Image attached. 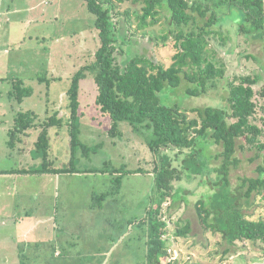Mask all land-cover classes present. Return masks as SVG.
<instances>
[{
  "label": "rangeland",
  "instance_id": "1",
  "mask_svg": "<svg viewBox=\"0 0 264 264\" xmlns=\"http://www.w3.org/2000/svg\"><path fill=\"white\" fill-rule=\"evenodd\" d=\"M11 2L6 0L4 4ZM16 3L22 8L21 19L34 21L27 33L22 23L21 31L17 34L20 40H15L16 44L12 43L18 44L15 52L20 54V77L24 80L23 73L26 69L29 71V74H25L26 77L31 74L36 75V79L27 80L26 83L35 91L21 103L12 94L13 88L7 93L8 83H0V88L4 90L0 102L5 108L2 124L4 132L0 127V171L10 172L23 167L37 168L41 164L40 153L32 142L38 137V129L32 131V136L28 137L25 144H21L27 145V152L35 149L31 155L18 149L21 136L19 132L14 136L15 148L9 145L11 130L17 124L19 111L35 109L42 120L47 113L52 114L62 107L64 112L59 110L60 114L68 118L67 91L71 85L70 77L80 67L95 60V53L100 46L95 16L89 11L85 0H16ZM34 4H38V7L32 10ZM111 14L114 15L111 27L118 45L116 55L120 64L125 65L138 54L165 66L172 64L178 49L174 36L170 33L172 26L167 9L161 10L157 24L144 28L139 18L143 14L142 4L130 1L117 4ZM214 28L223 32L225 38L218 35L211 39L206 55L217 66L225 68L226 76L216 86H209L205 93L198 96L185 92L190 82L184 78L180 87L170 91L167 99L169 103L178 102L187 110L210 105L226 106L229 82L234 76L257 74L263 79L257 89L264 88V35L254 38L241 33L237 23L230 21L221 28L218 25ZM15 35L14 32L12 37ZM0 38L3 39L4 34L0 33ZM42 75L54 79L50 80L52 102L48 105L40 94L47 84L37 79V76ZM97 93L98 85L90 74L82 81L80 93V138L90 146L89 151L80 147L76 152L77 167L82 172L49 174L46 177L41 174L29 175L30 182L24 176H20V182L13 180V174H0L1 211L4 212L8 208L7 204L12 203L14 195H9L8 192L12 191V185L15 184L22 186L20 215L23 217L29 212L33 216L30 223L22 226L23 236L25 233L30 236V242L34 246L21 245L22 264H104L105 261L106 264H150L145 246L147 222L150 218L149 211L157 206L154 199L158 196L154 168L155 161L160 162L161 155H154L144 138L128 122H120V132L112 134V119L97 105ZM258 95L262 109L259 108V118L256 121L260 123L261 116L264 117V96ZM50 139V157L55 166H68L72 155L68 128H52ZM221 150V145H210L203 155L204 159L210 157L208 160L212 166L219 164L221 161L214 158V155ZM166 152L175 159L174 164L180 166L189 150L180 155L179 149L169 148ZM256 155V149H237L236 156L240 163L231 171L233 188L239 186L242 177L258 176L257 167L264 161V157H255ZM26 156L30 157L27 161L24 159ZM122 166L129 169L142 168L145 171H124L119 190L114 188L113 180L120 174L89 172L101 167L113 169ZM216 175L213 173V176ZM27 186L36 189L33 198L27 193ZM174 187L179 193L164 203L161 213L168 221L165 237L170 246L171 259L176 260L177 264H222L226 260L230 264H248L249 260L250 264H264L263 243L249 241L231 245L221 234L208 231L201 224L196 202L214 191L211 185L194 176L176 180ZM14 190L17 191V188H13ZM101 194H106L105 199H96L95 196ZM253 201V206L247 211L257 214L262 211L261 208L264 209V198L257 202L255 196ZM187 221L191 223V232L187 236L178 235V228ZM12 227L8 224L2 226L1 230L11 232ZM227 248L230 251L227 252ZM12 249L14 248L0 251V254L6 255L5 264L11 259L16 261L17 254ZM238 249L248 252L246 258L243 257V261L230 260L232 252ZM12 254L14 257L7 256ZM172 262L164 261L165 264Z\"/></svg>",
  "mask_w": 264,
  "mask_h": 264
},
{
  "label": "trees",
  "instance_id": "2",
  "mask_svg": "<svg viewBox=\"0 0 264 264\" xmlns=\"http://www.w3.org/2000/svg\"><path fill=\"white\" fill-rule=\"evenodd\" d=\"M85 1L95 16L100 41L95 60L80 67L70 77L71 85L67 91L68 118L61 116L59 110L47 113L42 120L36 111L19 112L17 124L11 130L10 147L16 146V132L23 136L29 129L35 128L39 130L35 147L41 156V164L37 168L19 171L39 174L82 172L77 167L76 152L80 147L89 151L90 146L80 138V93L82 81L92 74L98 85L96 103L112 119L111 133L120 132V122H128L144 138L153 154L161 155L160 162L156 160L154 168L158 195L154 199L157 206L149 211L147 222L150 264H162L170 257V246L165 237L168 221L161 213L164 203L179 193L174 182L184 177L190 179L198 176L214 189L196 202L200 222L206 230L221 234L231 245L249 241L264 244V209L258 212V208L257 214L247 211L254 204L253 197H257V202L264 198V161L257 167V177H242L236 188L231 183V171L240 163L236 156L238 148L256 149L255 157H264V117L261 116L260 123L256 121L259 108L262 109L258 94L264 96V88H257L263 79L257 74L231 78L226 106L210 105L187 110L180 103L171 104L167 100L170 91L180 87L184 78L190 82L185 92L198 96L205 93L209 86H216L226 76L225 68L217 66L206 55L211 39L218 35L225 38L223 32L214 26L221 28L229 21L235 22L239 32L254 38L263 37L264 0ZM128 1L142 4L143 14L139 18L143 28L157 24L162 9L169 12L168 19L172 26L170 33L178 49L170 66L140 54L133 56L125 65L118 62V45L111 27L114 15L111 13L117 4ZM38 80L41 83L45 81L47 90H50V80L54 79L42 75ZM34 91L24 80H14L12 94L19 102L33 95ZM54 127H67L69 130L72 155L68 166L56 167L50 157V132ZM21 136L19 141H22ZM213 144L222 146V150L214 155V158L221 161L215 166L210 164V157L205 160L203 156ZM169 148L179 149V155L189 150L180 166H176L175 159L166 152ZM124 171L135 173L145 170L122 166L113 169L101 167L89 172L120 174L113 180L114 188L119 190ZM213 173L217 175L213 176ZM95 197L105 199L106 194ZM191 230V223L187 221L177 232L178 235L187 236ZM228 251L230 249L227 248Z\"/></svg>",
  "mask_w": 264,
  "mask_h": 264
},
{
  "label": "crops",
  "instance_id": "3",
  "mask_svg": "<svg viewBox=\"0 0 264 264\" xmlns=\"http://www.w3.org/2000/svg\"><path fill=\"white\" fill-rule=\"evenodd\" d=\"M6 0H0V33L4 34V38L0 40H2L1 42H3V44H0V83L1 85H4L5 83H8L9 84V88H8V92L7 93H10V91L12 90L13 88V85H14V80L16 79H21L20 77V74H21V69H20V65H21V60L19 59V56L20 54H16L15 52V49L18 48V44L17 45H13V44H16L15 43V40H20V37H18L17 34L20 33L21 31V24L23 23L25 26V30H26V33H27V30H28V27L31 26V24L34 23L33 20H30V19H27V20H22L21 19V11H22V8L20 7V5H18L16 3V0H11L12 2L5 5ZM10 1V0H9ZM38 7V4H34L32 6V10H35L37 9ZM15 32V35L14 37H12V34ZM0 42V43H1ZM13 43V44H12ZM14 54V55H12ZM15 63H16V67L17 69L15 70ZM36 67V66H35ZM35 69V68H34ZM24 74V80H25V83L27 82V80H35L36 79V75H26L25 74H29V71L25 69V72L23 73ZM39 77L37 76V79ZM41 82V81H40ZM41 84V83H40ZM26 85H28L26 83ZM30 86V85H29ZM1 87V86H0ZM3 94H4V90L2 88H0V96L3 98ZM40 94L44 97V100H45V104L48 105L49 102L51 103V92L49 90H47V84L45 86V90L43 88V90L40 92ZM31 97V96H30ZM21 103V102H20ZM30 110H33V111H36L35 109H30ZM57 110H60L62 113L64 111H62V107L57 109ZM26 111V110H25ZM21 112V111H19ZM4 113H5V108H4V104L0 102V127L2 128V132H4V128H3V117H4ZM61 115V114H60ZM63 116V115H61ZM35 128H31L28 130L27 134L24 135V137L22 136V141H19L20 143V146H19V150L23 153H30L28 155H31L36 147H35V142L36 140L33 139L32 142L34 143V148L33 145H32V149L29 150L27 152V145H21L22 143L25 144L26 143V140L28 139V137L32 136L31 133H33L32 131H34ZM35 140V142H34ZM14 150V149H13ZM26 161L28 159H30V157L26 156L24 158ZM32 160H34V158L32 157ZM22 169H30V168H25L23 167ZM19 170L21 169H16L14 170V172L12 171L11 173H8L7 171H0V174H13V180H20L21 177L20 176H24L26 177V179H28V181L30 182L29 179L30 176L29 175H37L39 173H24V172H20ZM51 173H43L41 175H43V177H46L47 175H49ZM55 175H58V174H55ZM29 176V177H28ZM32 177V176H31ZM18 178V179H17ZM45 179V178H44ZM21 182V180H20ZM25 183V179L23 181ZM12 191L8 192L9 195H14V197L12 198V203H8V208L2 212L1 211V203H0V251H3L5 249H10V248H14L12 249L14 251V254H17V258H16V261L14 259H11L8 261V264H16V262H18L17 264H22L21 263V249H22V246L21 245H28L29 247H34L30 240L31 238H29L30 236H27V234L25 233V235L23 236V233H22V226L27 224L28 222L30 223L32 221V218L33 216H31L29 214V212H26V215L25 216H21L20 215V192H21V188L22 186L20 185H12ZM13 188H17V191L14 190L13 191ZM27 189H28V192L31 196L30 198H33L34 197V194L37 192L36 189L34 190V188H28L27 186ZM11 193V194H10ZM102 207V206H101ZM8 224H11L13 227V229H11V232H3L1 229H2V226H6ZM17 226L21 227L20 229L17 228ZM148 234L146 235V248H147V253H146V257L148 259ZM258 243V242H256ZM15 249H17L15 251ZM50 249V248H49ZM57 251H59V249L55 248ZM226 251H224L225 253ZM233 254L231 255L230 260H239L241 259L242 261L244 260V258H246V254L248 253L247 251H242V250H237V251H233L232 252ZM256 253H258V251H256ZM7 256H13L14 255H7ZM256 257H258V255L255 254ZM5 257L6 255L4 254H0V264H5L4 260H5ZM172 256H170L166 262L170 263L172 262L173 264H177L176 263V260H173L171 259ZM149 261V260H148ZM250 261L249 260L248 264H250ZM7 262V261H6ZM107 262L105 261L104 264H106ZM171 263V264H172ZM162 264H165V263H162ZM222 264H230L228 260L224 261V263Z\"/></svg>",
  "mask_w": 264,
  "mask_h": 264
}]
</instances>
